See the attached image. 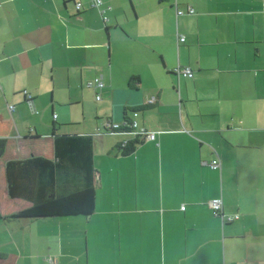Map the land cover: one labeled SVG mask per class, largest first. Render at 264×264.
<instances>
[{
    "label": "crops",
    "instance_id": "obj_1",
    "mask_svg": "<svg viewBox=\"0 0 264 264\" xmlns=\"http://www.w3.org/2000/svg\"><path fill=\"white\" fill-rule=\"evenodd\" d=\"M81 2L0 0V264H264V0ZM54 132L93 135L92 213L10 216L5 161Z\"/></svg>",
    "mask_w": 264,
    "mask_h": 264
},
{
    "label": "trees",
    "instance_id": "obj_2",
    "mask_svg": "<svg viewBox=\"0 0 264 264\" xmlns=\"http://www.w3.org/2000/svg\"><path fill=\"white\" fill-rule=\"evenodd\" d=\"M136 108H131L133 113ZM130 120L124 119L125 123L120 121V126L132 129L126 124L130 123ZM142 139V134L136 132L134 137L120 141L117 144L119 152L131 153ZM6 143L7 137L0 135V156L5 151ZM52 144V157L31 154L5 161L9 196L30 202L10 216L33 218L92 213L97 187L92 133L54 132Z\"/></svg>",
    "mask_w": 264,
    "mask_h": 264
},
{
    "label": "built area",
    "instance_id": "obj_3",
    "mask_svg": "<svg viewBox=\"0 0 264 264\" xmlns=\"http://www.w3.org/2000/svg\"><path fill=\"white\" fill-rule=\"evenodd\" d=\"M89 5L97 7L98 10L100 11V14L102 15V17L105 18L103 14H104L106 7L104 6L103 0H89ZM74 6L77 10L80 9V7H82L81 0H74ZM182 11H183L182 9H178V8L176 9L177 13H181ZM183 39H184V37L182 35L178 36V40L181 41ZM174 72L177 74V76H179L180 74L192 76V70L187 66H183V67L182 66H176L174 68ZM87 85L88 86L101 87L102 85H104V83H103L101 76H96V77H94V79L92 81L87 82ZM95 97L98 99V98H100V95L97 93L95 95ZM26 101L29 103L30 107L33 108V101H32V98L30 96H27ZM152 101H153V98H151L149 100V102H152ZM9 108H12L11 104L9 105ZM134 114H136V112H134ZM54 116H55V114H54ZM124 123H125V121H124ZM126 124H127V126L132 127V129H135L134 130L135 133L136 132L141 133L143 138L146 137V138L153 139L156 136V132L147 131L143 127H137V123L134 119H131L130 123H126ZM119 126H120L119 122H113L109 119L106 120V123H105L106 130H114V129L118 128ZM209 164L211 167H217L219 165V158L211 159ZM208 204H209L213 214L221 215V217H223L222 216L223 215V213H222L223 205H222V198L220 196L210 198L208 200ZM181 207H183V203L181 204ZM238 216H239L238 213L227 214L225 219L226 220H232L234 218H237ZM49 259L53 260V258L51 259L50 257H49Z\"/></svg>",
    "mask_w": 264,
    "mask_h": 264
}]
</instances>
